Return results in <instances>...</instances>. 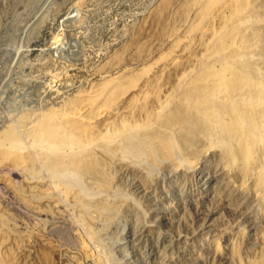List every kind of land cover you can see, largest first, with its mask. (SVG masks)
I'll return each instance as SVG.
<instances>
[{"label":"bare ground","instance_id":"6f19581e","mask_svg":"<svg viewBox=\"0 0 264 264\" xmlns=\"http://www.w3.org/2000/svg\"><path fill=\"white\" fill-rule=\"evenodd\" d=\"M143 15L98 81L30 126L24 114L0 133V165L32 179L26 203L50 212L55 190L83 227L93 212L107 220L127 212L136 242L156 245L135 205L109 195L128 184L167 210L147 186L146 168L164 170L168 186L160 194L180 198L203 167L217 180L238 174L232 188L242 199L251 188L264 216V0H158ZM41 174L51 189L39 187ZM2 229L8 240L9 228ZM44 244L43 263L51 264L55 250Z\"/></svg>","mask_w":264,"mask_h":264},{"label":"rangeland","instance_id":"374dc122","mask_svg":"<svg viewBox=\"0 0 264 264\" xmlns=\"http://www.w3.org/2000/svg\"><path fill=\"white\" fill-rule=\"evenodd\" d=\"M157 1L0 0V133L24 114L30 126L42 111L98 81L99 69L126 42L128 29ZM13 167L0 165V231L9 228L8 240L0 232V261L5 264H44V242L55 250L51 264H264V216L251 188L243 199L232 188L240 183L238 174L217 180L203 167L180 198L174 192L168 197L160 194L168 186L164 170L146 168V184L170 206L167 210L125 183L110 193L111 200L122 197L135 205L140 225L150 227L153 234L148 233L155 237L153 245L148 238L132 239L127 212L109 220L93 212L94 222L85 220L88 225L83 227L71 202L55 190L51 196L59 202H53L50 212L26 203V197L35 194L26 188L33 181ZM44 175L38 185L51 189V179ZM224 185L234 193L228 194ZM85 187L96 194L88 183ZM86 226H93V232L88 228V234ZM95 231L106 234L97 239Z\"/></svg>","mask_w":264,"mask_h":264}]
</instances>
